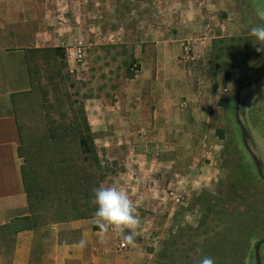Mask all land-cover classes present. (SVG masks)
<instances>
[{
	"label": "rangeland",
	"instance_id": "1",
	"mask_svg": "<svg viewBox=\"0 0 264 264\" xmlns=\"http://www.w3.org/2000/svg\"><path fill=\"white\" fill-rule=\"evenodd\" d=\"M58 1L61 6L66 3ZM80 2L83 10L73 8L65 15L88 27L86 38H75L45 61L34 54L30 65L35 89L17 99L24 138L20 162L28 177L37 179L35 188L41 186L42 175L64 169L58 164L59 160L65 163L64 158L72 174L95 168L81 152L76 136L67 134L58 143L59 136L52 137L55 133L50 129L52 120L70 128L69 108L78 106L88 121L84 102L93 88L92 77H98V86L105 79L110 81L103 92L107 99L118 101L128 78L139 68L136 47L127 43L130 37L137 42L153 34L164 40L178 36L180 58L189 65L190 78L197 79L198 86L178 105L185 108L193 104L192 98L204 94L206 99H198L202 109L197 120L165 136L159 134L156 142H138L137 131L131 137L135 141L122 142V125L116 133L103 129L104 141H94L97 186L125 188L141 219L134 245L125 243L120 249L123 236L112 231L115 252L132 250L136 258H142L141 264H193L194 250L200 247L215 264H258L255 246L264 238V179L256 167L257 162L264 176V51L255 50L260 45L249 31L264 24L255 15L257 7L264 8V0ZM155 22L162 27L157 32L143 29L144 23ZM91 23L96 30H91ZM127 26L134 29L129 32ZM78 45L81 56H70ZM236 111L255 160L244 144ZM202 117L208 118L205 125ZM115 134L119 138L108 139ZM43 193L35 192L41 223L56 216L53 209L43 208L46 200L52 205L58 201L57 193L51 191L45 197ZM80 194L74 192L78 198ZM49 224L53 222L44 225ZM4 231L0 229V235ZM258 253L264 264V241Z\"/></svg>",
	"mask_w": 264,
	"mask_h": 264
},
{
	"label": "crops",
	"instance_id": "2",
	"mask_svg": "<svg viewBox=\"0 0 264 264\" xmlns=\"http://www.w3.org/2000/svg\"><path fill=\"white\" fill-rule=\"evenodd\" d=\"M73 1L71 4L66 0L61 6L58 0H0V227L29 214L15 113L19 95L31 92L26 57L30 49L65 48L75 38H86L88 27L83 22H71L65 15L66 10L73 8L83 10L82 0ZM151 25L144 23L143 29L157 32L162 28L156 22ZM96 28L94 25L91 30ZM132 29L126 28L129 32ZM127 43L136 47L139 68L128 78L118 101L107 99L102 88H108L110 81L105 79L98 86L97 76L92 77L93 88L85 97L84 109L94 141L101 140L103 129L112 128L116 133L122 125L125 129L119 134L122 138L115 134L108 139L117 136L122 142L135 141L131 137L137 131L138 142H156L159 134L165 136L173 129L188 127L190 121L193 124L202 109L198 99L206 97L203 94L192 98L193 104L185 108L178 105L181 97L198 89L197 79L190 78L189 65L180 58L182 47L178 36L164 40L153 34L137 42L130 37ZM208 89L202 88L205 94ZM206 121L208 118L202 117V125ZM165 141L172 143L169 139ZM93 220L94 217L78 218L2 232L0 264H141L142 258H136L132 250L115 252L112 230L102 240ZM81 239L86 241L83 248L79 246Z\"/></svg>",
	"mask_w": 264,
	"mask_h": 264
},
{
	"label": "trees",
	"instance_id": "3",
	"mask_svg": "<svg viewBox=\"0 0 264 264\" xmlns=\"http://www.w3.org/2000/svg\"><path fill=\"white\" fill-rule=\"evenodd\" d=\"M56 51H58V48L52 47L35 48L29 50V55L26 57V60H28L27 69L31 84L30 91L35 89L34 77L31 68L32 66L30 65L31 57L36 55L40 57L41 60L45 61L46 59H49L51 55H54ZM57 69H59L58 71L60 72L61 68ZM69 112L71 113L73 119L71 127L65 128L62 124H56L54 122L55 120H52L50 129H52V132L55 133V135H53L52 137L59 136L58 143H61L60 140L62 138L65 139L67 134L76 136L79 140L81 152L85 155L86 160L89 161L90 164H96L95 168H97L98 154L95 150L93 133L90 129L88 121L86 120L84 110L82 107L80 108V106H78L77 109L69 108ZM15 113L20 138L18 153L21 156V145H23L24 143V138L22 124L19 121L17 112ZM66 160V158L63 159L65 163ZM86 160L84 161L86 162ZM65 163H62L59 160L58 164L63 165L64 169H62L60 166L61 169L58 172H54L52 176L42 175L40 177V182L42 184L41 186H39V188H35L34 186L36 185L35 183H37V179L32 180L30 177H28L25 166L21 165V174L24 190L26 192L28 200L29 214L25 218L17 219L4 227H0V229H3L5 231L8 230V232L18 231L26 228L42 226V224L44 225L48 222L55 223L94 216L96 206L91 203V199L93 198V189L98 187L97 185L100 182L97 170L94 168L90 171L83 170L80 173L72 174L71 172L67 171ZM38 190L44 192V197L51 191L57 193V204L52 205L49 201L47 202L46 200V202L44 201L45 203L43 205L44 209H53L54 211H56V216L51 220H44L43 223L37 221L39 210L35 192H37ZM74 192H81L79 198L77 195L74 196ZM72 196L74 197V199L71 198Z\"/></svg>",
	"mask_w": 264,
	"mask_h": 264
},
{
	"label": "clouds",
	"instance_id": "4",
	"mask_svg": "<svg viewBox=\"0 0 264 264\" xmlns=\"http://www.w3.org/2000/svg\"><path fill=\"white\" fill-rule=\"evenodd\" d=\"M255 15L260 21H264V8L257 7ZM249 34L253 36L260 47L257 52L264 51V24H257L250 28ZM91 203L96 206L93 222L100 229V237L103 240L111 228L117 235L123 236L128 245H134L135 238L139 235L141 219L137 211V205L130 198L128 191L117 185H100L93 189ZM126 233V234H125ZM81 248L86 246V241H79ZM193 264H215L210 255H203L202 249L197 247L193 254Z\"/></svg>",
	"mask_w": 264,
	"mask_h": 264
},
{
	"label": "water",
	"instance_id": "5",
	"mask_svg": "<svg viewBox=\"0 0 264 264\" xmlns=\"http://www.w3.org/2000/svg\"><path fill=\"white\" fill-rule=\"evenodd\" d=\"M263 76H264V74H263ZM239 91H240V89L237 90V96H236V97H237V103H238V100H239ZM236 118H237V121H238L239 125L241 126V133H242V138H243L244 144H245L247 150L250 152V154L252 155V157H253L254 160H255V157H254L252 151L250 150L249 146H248L247 143H246V140H245L246 130L244 129V127H243V125H242V122H241L240 118H239L238 115H237V111H236ZM256 167H257V170H258L260 176L264 179V176L261 174V172H260V167H259V165H258L257 162H256ZM262 241H264V238H263L260 242H258V243L256 244V246H255V254H256V259H257L258 264H260V258H259L258 248H259V244H260Z\"/></svg>",
	"mask_w": 264,
	"mask_h": 264
},
{
	"label": "built area",
	"instance_id": "6",
	"mask_svg": "<svg viewBox=\"0 0 264 264\" xmlns=\"http://www.w3.org/2000/svg\"><path fill=\"white\" fill-rule=\"evenodd\" d=\"M75 49L76 50L69 52V55L70 56H74V57H75V55L76 56H81L82 47L78 45V46L75 47ZM80 60H81V58H80ZM125 247H126L125 242L121 241L120 244H119V248L122 249V248H125Z\"/></svg>",
	"mask_w": 264,
	"mask_h": 264
},
{
	"label": "bare ground",
	"instance_id": "7",
	"mask_svg": "<svg viewBox=\"0 0 264 264\" xmlns=\"http://www.w3.org/2000/svg\"><path fill=\"white\" fill-rule=\"evenodd\" d=\"M4 142V141H3Z\"/></svg>",
	"mask_w": 264,
	"mask_h": 264
}]
</instances>
